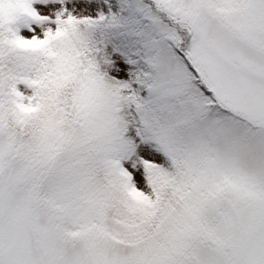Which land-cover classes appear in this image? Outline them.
I'll return each mask as SVG.
<instances>
[{
    "label": "snow or ice",
    "instance_id": "obj_1",
    "mask_svg": "<svg viewBox=\"0 0 264 264\" xmlns=\"http://www.w3.org/2000/svg\"><path fill=\"white\" fill-rule=\"evenodd\" d=\"M0 264H264V0H0Z\"/></svg>",
    "mask_w": 264,
    "mask_h": 264
}]
</instances>
